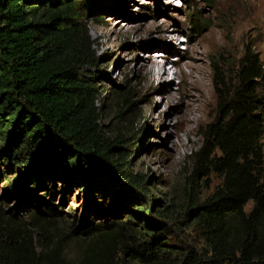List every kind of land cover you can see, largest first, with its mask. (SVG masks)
Segmentation results:
<instances>
[{"label": "trees", "instance_id": "1", "mask_svg": "<svg viewBox=\"0 0 264 264\" xmlns=\"http://www.w3.org/2000/svg\"><path fill=\"white\" fill-rule=\"evenodd\" d=\"M92 4L0 0V176H16L24 200L49 191L52 180L97 194L110 177L146 183L124 170L125 138L107 137L100 123L98 85L87 71L96 65L85 21ZM192 24L208 26L197 15ZM222 65L211 62L217 111L188 155L181 218L144 231L113 212L103 227L86 222L62 232L50 207L31 210L27 222L0 216V264H264V66L250 47L231 71ZM115 93L122 103L130 96L123 86ZM211 175L219 182L194 197ZM80 237L81 252L70 258L66 245Z\"/></svg>", "mask_w": 264, "mask_h": 264}, {"label": "rangeland", "instance_id": "2", "mask_svg": "<svg viewBox=\"0 0 264 264\" xmlns=\"http://www.w3.org/2000/svg\"><path fill=\"white\" fill-rule=\"evenodd\" d=\"M92 5L85 21L96 65L87 71L98 85L100 123L107 137L125 138L130 154L124 170L146 183L138 188L110 177L97 194L86 185L52 180L49 191L38 189L39 196L27 201L14 192L16 176L10 173L0 176V216L27 222L31 210L44 214L50 207L63 232L86 222L103 227L115 212L134 227L155 230L185 211L188 155L201 145V128L217 111L211 62L223 59V69L231 71L250 47L264 66V0H93ZM195 15L208 26L194 28ZM148 57H156L171 80L144 75ZM119 86L130 90L127 102L115 93ZM179 139L184 145L177 149ZM218 182L215 175L200 179L194 197ZM83 243L81 237L70 241L66 254L75 258Z\"/></svg>", "mask_w": 264, "mask_h": 264}, {"label": "bare ground", "instance_id": "3", "mask_svg": "<svg viewBox=\"0 0 264 264\" xmlns=\"http://www.w3.org/2000/svg\"><path fill=\"white\" fill-rule=\"evenodd\" d=\"M157 61L158 59L156 57L153 59L151 57H148L146 63L142 67L143 74L149 76L151 80H158V79H161L163 81L171 80V78H169L168 76V73L164 70L163 68L164 66H159ZM183 145H184L183 142L179 139L177 149L182 148Z\"/></svg>", "mask_w": 264, "mask_h": 264}]
</instances>
